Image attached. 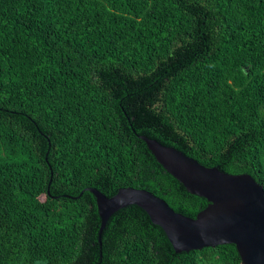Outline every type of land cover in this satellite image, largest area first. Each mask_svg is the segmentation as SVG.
I'll return each mask as SVG.
<instances>
[{"label": "trees", "instance_id": "16d2710c", "mask_svg": "<svg viewBox=\"0 0 264 264\" xmlns=\"http://www.w3.org/2000/svg\"><path fill=\"white\" fill-rule=\"evenodd\" d=\"M140 136L264 188V0H0V264H241L135 205L98 235L84 189L207 205Z\"/></svg>", "mask_w": 264, "mask_h": 264}, {"label": "water", "instance_id": "95a60500", "mask_svg": "<svg viewBox=\"0 0 264 264\" xmlns=\"http://www.w3.org/2000/svg\"><path fill=\"white\" fill-rule=\"evenodd\" d=\"M156 161L190 194L206 200L194 218L174 212L162 199L142 189L121 188L112 197L96 189L100 228L118 210L135 205L159 226L175 253L232 244L241 264H264V188L247 174L208 168L182 152L140 136Z\"/></svg>", "mask_w": 264, "mask_h": 264}]
</instances>
